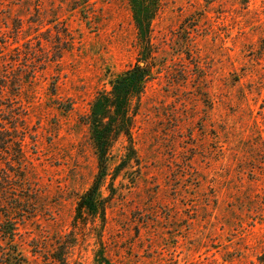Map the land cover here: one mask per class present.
Here are the masks:
<instances>
[{
	"label": "rangeland",
	"instance_id": "rangeland-1",
	"mask_svg": "<svg viewBox=\"0 0 264 264\" xmlns=\"http://www.w3.org/2000/svg\"><path fill=\"white\" fill-rule=\"evenodd\" d=\"M138 36L130 0H0V223L29 264H264V0H160ZM145 63L134 153L113 141L104 218L76 222L86 114Z\"/></svg>",
	"mask_w": 264,
	"mask_h": 264
},
{
	"label": "trees",
	"instance_id": "trees-1",
	"mask_svg": "<svg viewBox=\"0 0 264 264\" xmlns=\"http://www.w3.org/2000/svg\"><path fill=\"white\" fill-rule=\"evenodd\" d=\"M159 2L160 0H130L138 28L140 46H149L150 22L157 13ZM146 66V63L144 66H136L116 79L110 98L98 96L91 104L90 113L86 114L85 121L91 132L90 139L97 157L98 172L90 187L77 200L74 218L76 222L84 220L85 214L93 221L98 215L104 218V204L99 195V188L107 172L113 141L121 135L126 137L130 144V152L134 153L131 129L137 109L130 115L129 106L131 97L139 95L144 86ZM13 127L16 132L15 125ZM13 194H15L14 191ZM17 234L15 221L6 218L5 222L0 223V236L6 240V246H0V264H29L27 257L14 241ZM68 247L69 245L65 242L58 243L57 249L52 253V258L57 264H68L66 259Z\"/></svg>",
	"mask_w": 264,
	"mask_h": 264
}]
</instances>
